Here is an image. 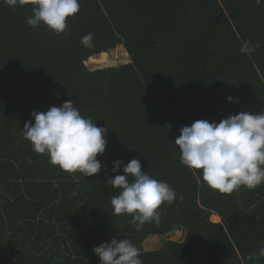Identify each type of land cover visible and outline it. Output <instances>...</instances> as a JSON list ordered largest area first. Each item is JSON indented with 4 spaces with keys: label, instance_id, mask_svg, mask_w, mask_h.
Wrapping results in <instances>:
<instances>
[{
    "label": "trees",
    "instance_id": "16d2710c",
    "mask_svg": "<svg viewBox=\"0 0 264 264\" xmlns=\"http://www.w3.org/2000/svg\"><path fill=\"white\" fill-rule=\"evenodd\" d=\"M62 34L32 29V5L0 0V264H100L93 248L128 239L142 264H264V184L231 194L209 188L180 162L175 140L197 120L219 123L264 111V6L254 0H80ZM93 35V47L81 39ZM259 41L250 55L242 39ZM122 46L127 64L112 63ZM113 49V50H112ZM109 59V60H108ZM233 97L234 102L227 101ZM71 100L105 127L99 173L70 175L24 139L31 113ZM238 101V102H236ZM132 159L177 198L139 230L114 214L107 180ZM122 161L113 172V162ZM217 216L218 223L211 222ZM181 242L144 251L151 236Z\"/></svg>",
    "mask_w": 264,
    "mask_h": 264
},
{
    "label": "clouds",
    "instance_id": "9594fccd",
    "mask_svg": "<svg viewBox=\"0 0 264 264\" xmlns=\"http://www.w3.org/2000/svg\"><path fill=\"white\" fill-rule=\"evenodd\" d=\"M5 3L11 8L30 3L32 14L26 23L32 29L43 25L57 35L67 31L68 20L81 8L80 0H5ZM254 3L257 7L264 6V0ZM93 39L92 33H88L81 43L91 48ZM240 44L239 52L244 55L261 47L259 41L253 43L247 38ZM226 99L234 102L231 96ZM30 115L34 123L26 122L22 131L35 153L48 156L52 165L70 175L91 177L100 172L97 156L105 152L107 128L98 127L92 119L82 116L71 100L46 112L34 110ZM179 131L174 145L178 147L181 164L200 176L209 188L231 194L241 187L255 189L264 184V111H241L218 124L197 120ZM122 163L114 161L112 171H118ZM123 173L107 180L112 189L119 190L110 201L114 214L130 216V223L137 230L145 223H158L162 205L177 198L175 189L142 171L138 159L129 161ZM93 253L100 264H142L140 249L128 239L114 237L93 248ZM261 254L264 255V249Z\"/></svg>",
    "mask_w": 264,
    "mask_h": 264
},
{
    "label": "rangeland",
    "instance_id": "374dc122",
    "mask_svg": "<svg viewBox=\"0 0 264 264\" xmlns=\"http://www.w3.org/2000/svg\"><path fill=\"white\" fill-rule=\"evenodd\" d=\"M108 57L113 61L112 63H107L103 65L90 64L85 61L83 63L87 67L88 70L92 71L98 68L114 67V66L127 64L130 62L129 56L122 46H120L118 50L116 51H109ZM210 219H211V222L213 223H218L220 221V219L215 215H212ZM184 235H185L184 230L180 229V230L172 231L171 233L166 234L165 236H160V237L151 236L144 240L142 244V249L144 251L157 250L163 246V243H165V241H171V242L183 241Z\"/></svg>",
    "mask_w": 264,
    "mask_h": 264
}]
</instances>
